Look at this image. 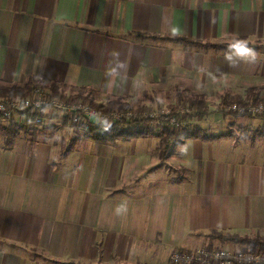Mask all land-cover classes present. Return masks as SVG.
I'll return each instance as SVG.
<instances>
[{"label":"crops","instance_id":"0c3cea01","mask_svg":"<svg viewBox=\"0 0 264 264\" xmlns=\"http://www.w3.org/2000/svg\"><path fill=\"white\" fill-rule=\"evenodd\" d=\"M240 39L264 43V0H0V87L260 101L264 54L226 58ZM76 129L8 148L0 134V264H170L219 246L214 232L264 238V137L185 141L168 158L183 176L169 178L158 138L102 144Z\"/></svg>","mask_w":264,"mask_h":264},{"label":"trees","instance_id":"16d2710c","mask_svg":"<svg viewBox=\"0 0 264 264\" xmlns=\"http://www.w3.org/2000/svg\"><path fill=\"white\" fill-rule=\"evenodd\" d=\"M173 40L174 42L183 45L194 46L204 50L212 48L210 45H200L199 43H193L185 39L175 38ZM36 91L46 92V97L57 96L60 102L66 104L81 103L82 105H85L95 112L101 113L102 115L117 114L124 117L126 116V114L132 111L123 99L112 100L110 102H107L105 105H96L91 101L90 96L85 95L82 91L77 92L73 96L64 97L59 94V90L54 85L45 84L42 81L35 79H28L26 83L20 87H0V101L8 102L12 99H27L34 95ZM249 93L250 94L249 96H247L245 101H242L240 98L232 99L229 97H224L219 104L220 110L223 111L225 108L227 109L233 104L258 103L259 100L253 95V91H249ZM205 108V104L202 100L200 101L197 98H185L180 96L177 107L171 108L170 116H162L160 119H158V131L156 132V134H154L152 128L148 129L144 122H141L139 119L131 120L121 118L116 123H104L99 125H95L89 120L79 122L77 124H72L64 119V123L73 128L82 129L86 138L102 144H114L118 141L128 142L147 137H156L159 139L160 159H164V157L170 152V148L179 146L185 141L214 143L224 139L232 138V136L228 133L214 135L210 134L206 130L199 129L197 127L189 128L186 125L185 127L180 126L181 123L186 124V121L192 122L194 120H203L206 117L204 113ZM181 109H184L186 111L185 117H180V115H177L176 111H179ZM45 110L46 108H41L34 111H23L17 114L23 119L21 123L17 124L12 119L8 123H6L5 127H1L0 134L3 146L8 148L17 138L20 137V135L26 136L28 138L29 145H33L35 143V135L34 133H28V129L34 130L36 128V124L33 123V120L36 118L41 119ZM137 114H140V112ZM135 115L136 113L134 114V116ZM173 118L177 122L176 125L171 124V120ZM258 119L264 120V117H259ZM147 122L148 121H146V123ZM206 238L210 239L211 241H216L220 244L231 243L233 245H238L244 251L255 252L259 250L264 252V238L260 237H256L254 239H241L235 236H228L214 232L208 235Z\"/></svg>","mask_w":264,"mask_h":264},{"label":"rangeland","instance_id":"374dc122","mask_svg":"<svg viewBox=\"0 0 264 264\" xmlns=\"http://www.w3.org/2000/svg\"><path fill=\"white\" fill-rule=\"evenodd\" d=\"M241 40V39H240ZM174 42V41H173ZM236 41H233V43H235ZM247 42V46L251 49H253L255 52L257 53H262L264 54V43H257V42H253V41H246ZM37 92V91H36ZM85 95L90 96L91 101L96 104V105H105L107 102L106 100L103 99H98L97 97H95V95H90L89 92H83ZM59 94H61L64 97H70V96H65L62 92L59 91ZM45 95V96H43ZM75 95V94H74ZM40 97L41 100H51V99H55L56 101L60 102L57 98V96H52V97H46L47 93L46 92H40L38 91L36 94L32 95L29 99H34L36 97ZM73 96V95H72ZM186 98V97H185ZM189 98V97H187ZM194 98V97H191ZM198 100L201 101V99L197 98ZM215 100V99H214ZM212 100L211 104H215L217 103L216 101ZM242 101H244V99L241 98ZM112 101V100H111ZM132 111H130L131 116H129L130 113L126 114V116H128V119L134 120V119H139L141 122H144V124L146 125V127L148 129H150V122L151 121H158V119H160L162 116L161 114H167L168 112L171 114V108H175L177 107L178 101L176 99V97L170 96V97H166V96H151V94H146L145 96H142L141 98L138 99H134L133 101H129L126 102L124 101ZM72 104H76V103H72ZM82 105L81 103H77ZM243 104V103H242ZM234 105V104H233ZM231 105V106H233ZM236 105V104H235ZM85 106V105H82ZM230 106V107H231ZM228 109V108H227ZM227 109L225 108L223 111L220 110L219 105H213L211 107H207L204 110V113L206 115V117L203 119L202 122L199 123L198 120H194L192 122H188L186 121V124L181 123L180 126L181 127H185V125L187 127H197L199 128L201 125H203L204 127L210 126L208 131L210 134L216 132L218 125L214 126L213 123H218L215 119L211 120L209 119V117L213 116V118L215 117H221L220 120L225 121L226 127L222 128V131H218V132H223V133H228L229 135L233 136L236 140H246V141H251L255 138L258 137H264V127L261 126L260 122L264 123V120L262 119H258V118H251V117H235L236 115H228L230 114L229 112H227ZM92 110V109H91ZM140 110V111H138ZM222 111V112H221ZM140 114H137L139 113ZM185 110L181 109L179 111H176L177 115L180 117H185ZM136 113V115L134 116V114ZM124 116V117H126ZM158 117L156 119H151L149 117ZM215 116V117H214ZM130 117V118H129ZM64 114L59 113L55 110H45L43 112V115L41 117V122L40 124L36 125V128L33 129H28V133H34V135H47L48 132L51 134H54L55 131L59 130V128L61 126H68V124L64 123ZM126 119V118H125ZM13 121L16 122L17 124L21 123L23 121V119L19 116H15L13 117ZM146 121H148L146 123ZM150 121V122H149ZM224 123V124H225ZM6 124H0V128L1 127H5ZM49 125H55L57 128H51ZM140 125V124H139ZM54 127V126H53ZM59 127V128H58ZM154 134H156V132L158 131V126H154L153 129ZM56 131V132H57ZM76 131H80L82 132V129H76ZM84 133V131H83ZM217 133V132H216ZM82 134V133H81ZM75 136H80V134L76 133L74 131ZM26 137L24 135H20V137ZM180 146V145H179ZM179 146H175L174 148H170V152L168 153V155H166L164 157V159H160V169L164 174H167L169 178H178L181 175L183 176V173H181V169L178 167L177 162H173L171 160H169L168 158L172 157L173 155L176 154L177 149L179 148ZM160 154V152H159ZM170 156V157H169ZM221 244H219V246L213 247L211 249H216V250H225V249H234L236 250H240L241 248H238L237 246H232V247H226L225 246H220Z\"/></svg>","mask_w":264,"mask_h":264},{"label":"built area","instance_id":"2783aa9c","mask_svg":"<svg viewBox=\"0 0 264 264\" xmlns=\"http://www.w3.org/2000/svg\"><path fill=\"white\" fill-rule=\"evenodd\" d=\"M35 92L34 94H36ZM41 108H46L49 110H55L59 113L64 114V118L72 124H77L79 122H84L89 120L95 125L106 124V123H116L121 118L128 119V116L122 117L117 114L111 115H102L99 112L91 110L87 106H82L80 104H66L63 102H58L55 99L51 100H41L40 97L34 99H23L17 100L12 99L8 102L0 101V124H6L17 114L26 111V110H38ZM232 115L239 117H251L259 118L264 117V99H261L256 104L252 103H243L236 104L227 109ZM131 116V114H129ZM161 116H170V113L161 114ZM20 117V116H19ZM130 118V117H129ZM152 120L158 118L149 117ZM41 120L36 118L33 120V123L38 125ZM172 125H176L177 122L173 118L171 120ZM157 127V121H152L150 127ZM170 264H264V252L262 251H244L242 249L233 251L229 249L225 250H216L211 248H201L197 251H177L172 254L170 258Z\"/></svg>","mask_w":264,"mask_h":264},{"label":"clouds","instance_id":"9594fccd","mask_svg":"<svg viewBox=\"0 0 264 264\" xmlns=\"http://www.w3.org/2000/svg\"><path fill=\"white\" fill-rule=\"evenodd\" d=\"M236 55L241 58H248L255 60L257 54L255 51L247 46V42L244 40H237L235 43L230 45V51L227 54L226 58L228 60L232 59V55Z\"/></svg>","mask_w":264,"mask_h":264}]
</instances>
